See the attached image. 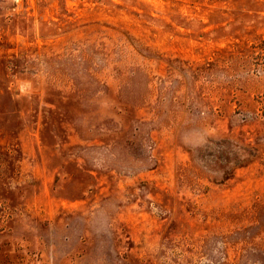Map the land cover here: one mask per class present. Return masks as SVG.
Returning a JSON list of instances; mask_svg holds the SVG:
<instances>
[{
  "label": "rangeland",
  "instance_id": "rangeland-1",
  "mask_svg": "<svg viewBox=\"0 0 264 264\" xmlns=\"http://www.w3.org/2000/svg\"><path fill=\"white\" fill-rule=\"evenodd\" d=\"M264 0H0V264H264Z\"/></svg>",
  "mask_w": 264,
  "mask_h": 264
},
{
  "label": "trees",
  "instance_id": "trees-1",
  "mask_svg": "<svg viewBox=\"0 0 264 264\" xmlns=\"http://www.w3.org/2000/svg\"><path fill=\"white\" fill-rule=\"evenodd\" d=\"M255 49H258L260 51L258 53V58L261 60L262 57L264 56V42H262V44Z\"/></svg>",
  "mask_w": 264,
  "mask_h": 264
}]
</instances>
